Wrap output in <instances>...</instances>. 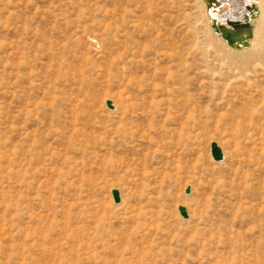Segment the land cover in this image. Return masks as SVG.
<instances>
[{"label":"rangeland","instance_id":"374dc122","mask_svg":"<svg viewBox=\"0 0 264 264\" xmlns=\"http://www.w3.org/2000/svg\"><path fill=\"white\" fill-rule=\"evenodd\" d=\"M204 11L0 0V264H264V65Z\"/></svg>","mask_w":264,"mask_h":264},{"label":"bare ground","instance_id":"6f19581e","mask_svg":"<svg viewBox=\"0 0 264 264\" xmlns=\"http://www.w3.org/2000/svg\"><path fill=\"white\" fill-rule=\"evenodd\" d=\"M203 1V0H202ZM204 2V1H203ZM243 3V4H242ZM222 6L220 8H217L215 10V12H211L213 15H216V16H219L220 18H222V20L227 16V17H230L232 20H244V19H247V20H250L249 18L251 17V14L250 12L246 11L245 8H243L245 6V4H249L252 6V10H253V13L255 14L254 17L252 18L251 20V25H252V28H251V31H252V35L251 37L248 39V43L246 46H243L242 48L240 49H236V48H233V47H230L228 44V46L230 48H232L233 51H236L238 52L240 55H244V54H248L250 53L249 50H252L251 53L253 55V57H258L259 59L262 60V62H264V43L262 44L261 42L260 43H256L255 42V37H256V34L258 32L257 28H258V25L259 23L263 20V11H262V7H261V4H262V0H223V2L221 3ZM240 4L243 5V10L242 11H239L237 12L236 10L237 9H240L241 6ZM204 7H205V4H204ZM236 9V10H235ZM250 11V10H249ZM205 14H206V17H207V22H208V26L210 27V30L212 31L214 37L216 38V40H220L222 41L223 43H227L225 40H223L220 36L219 33L215 32L212 27L210 26V16L206 10V7H205ZM224 26H226L227 28H230V25H228L226 22H224ZM228 47V48H229ZM251 47V49L249 48ZM250 53V55H251ZM236 55V54H235ZM249 55V56H250ZM229 56V55H228ZM232 56V55H231ZM245 56V55H244ZM248 56V55H247ZM248 56V57H249ZM233 58V57H232ZM235 58V57H234ZM250 58V57H249ZM242 59V58H241ZM237 60H239V58H237ZM246 60V59H245ZM233 61V60H232ZM236 61V60H235ZM241 61V60H239ZM243 61V60H242ZM17 62V61H16ZM261 62V61H260ZM262 65H264V63H262ZM241 63V62H240ZM231 64V63H230ZM243 64V63H241ZM251 64V62H250ZM229 67V66H228ZM244 100V99H242ZM110 101V100H109ZM241 101V100H240ZM112 103V106L113 108L110 109V110H115L116 109V106L113 102ZM238 104V103H237ZM236 104V105H237ZM231 110L233 111L234 110V115L236 116V119H237V129L238 131L244 135V138H246L247 141H250L252 139V133L249 134V131H248V127H253V124L254 122H257L260 120V117H261V112L258 114V110L256 109V105L253 103V102H250V101H247V100H244L241 104H240V107L238 109H234V107L231 108ZM217 144V143H216ZM218 146V145H217ZM219 147V146H218ZM220 148V147H219ZM221 150V149H220ZM222 151V150H221ZM223 155V153H222ZM226 160V157L223 156V159L221 161H218V162H222ZM215 162V161H214ZM217 162V163H218ZM190 188V187H189ZM192 189V188H191ZM190 189V191H191ZM119 193V192H118ZM190 194V192H189ZM112 196V195H111ZM119 196H120V193H119ZM120 203V201H119ZM118 203V204H119ZM184 207V206H183ZM185 208V207H184ZM186 209V208H185ZM186 213H187V210H186ZM180 215V214H179ZM183 218V217H182ZM187 218H188V214H187ZM186 218V219H187ZM2 229V228H1Z\"/></svg>","mask_w":264,"mask_h":264},{"label":"water","instance_id":"95a60500","mask_svg":"<svg viewBox=\"0 0 264 264\" xmlns=\"http://www.w3.org/2000/svg\"><path fill=\"white\" fill-rule=\"evenodd\" d=\"M206 10L210 16V26L212 29L219 33L221 38L227 42V44L230 47L240 49L243 46H246L248 43V39L252 35V25H251V20L254 17V13L252 10V6L249 4H245L243 7V3L240 4L241 8L240 9H235L237 12L242 11L243 8H245L246 11L250 12L251 17L249 18L250 20L244 19V20H232L230 17H225L223 20L219 16L213 15L211 12H215L217 8H220L222 6L223 0H203ZM240 1V0H239ZM243 7V8H242ZM250 10V11H249ZM244 11V10H243ZM224 22H226L228 25H230V28H227L224 26ZM105 105L108 109H112V103L111 101L107 100L105 102ZM210 155L212 157V160L215 162L221 161L223 159L222 151L220 148L217 146L215 142H212L210 145ZM190 188H187L185 190L186 194H189ZM111 195L113 198V201L115 204H118L120 201V196L117 190H112ZM178 213L180 214L181 217L184 219L187 218V213L186 209L183 206H179L177 208Z\"/></svg>","mask_w":264,"mask_h":264}]
</instances>
